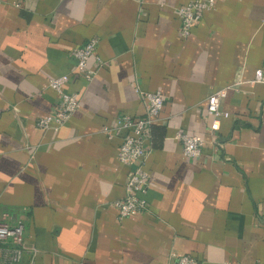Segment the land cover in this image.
Returning a JSON list of instances; mask_svg holds the SVG:
<instances>
[{
  "label": "crops",
  "instance_id": "1",
  "mask_svg": "<svg viewBox=\"0 0 264 264\" xmlns=\"http://www.w3.org/2000/svg\"><path fill=\"white\" fill-rule=\"evenodd\" d=\"M190 1L0 0V223L23 224L35 264H264V83L252 82L264 75V0H216L182 39L176 9ZM90 39L100 63L88 61L87 82L70 53ZM64 75L80 107L41 130L58 102L46 82ZM135 88L164 106L147 210L119 218L131 168L117 157L124 132L103 130L144 116ZM220 88L229 116L211 134L205 101ZM178 131L204 141L199 158L182 156Z\"/></svg>",
  "mask_w": 264,
  "mask_h": 264
},
{
  "label": "built area",
  "instance_id": "2",
  "mask_svg": "<svg viewBox=\"0 0 264 264\" xmlns=\"http://www.w3.org/2000/svg\"><path fill=\"white\" fill-rule=\"evenodd\" d=\"M216 0H192L176 9L179 21V35L182 39L189 38L192 27L197 24L204 14L215 8ZM97 40L90 39L84 45L71 51L70 56L74 60V74L85 81H90L96 69L88 68V61L93 58L100 63L95 55ZM99 66V65H98ZM70 78L66 75L49 78L46 88L53 91L58 102L51 115L39 118L35 126L41 130L57 129L61 127L69 117L80 107L78 93H68L64 90ZM252 82L264 83L262 70H256ZM229 88H220L211 92L205 101V110L210 116L209 132L215 134L220 128L221 120L227 119L229 114L220 108L221 100L226 96ZM138 97L145 106L144 116L135 118L121 115L115 120L113 129H104L108 138L124 132L121 143L118 146V162L130 167L128 179L125 184L124 196L114 203L119 218H127L141 214L147 210V204L140 199L148 186V173L144 168L147 154V144L150 141V127L158 122L164 106L161 92H143L135 88ZM175 139L180 144L181 154L186 159L199 158L204 146V141L184 131H178ZM215 142V141H214ZM217 144V143H215ZM0 223V264H35L38 250L29 245L24 238V226L21 222L10 225L7 214H2ZM24 259L26 262L24 263ZM173 264H199L188 255L176 256Z\"/></svg>",
  "mask_w": 264,
  "mask_h": 264
}]
</instances>
